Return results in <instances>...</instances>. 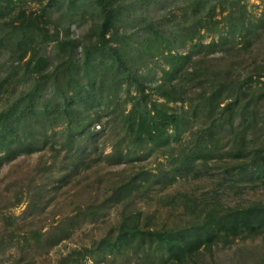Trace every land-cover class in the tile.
Instances as JSON below:
<instances>
[{
    "label": "rangeland",
    "instance_id": "1",
    "mask_svg": "<svg viewBox=\"0 0 264 264\" xmlns=\"http://www.w3.org/2000/svg\"><path fill=\"white\" fill-rule=\"evenodd\" d=\"M20 1L19 10L28 14H40L49 7L48 20L60 32L59 42L38 46L39 58L46 59L43 71L60 70L75 55L72 64L84 77L86 49L100 40V8L91 0L76 6L62 0L52 7L51 0ZM114 4L121 15L107 39H113L115 31L113 46L119 47L124 41L131 47L136 44L128 61L148 79L152 88L147 92L152 99H157L153 87L162 78V69L167 67L164 58L170 52L188 54L195 44L219 42L229 29L231 15L252 27L248 40L230 37L213 52L196 56L193 68L202 77L203 86H198V79L189 82L187 104L169 105L178 113L189 108L190 119L183 132L189 131L192 139L210 124L208 112L197 110V106H201L203 92H209L217 80L226 81L228 75L230 81H240L247 98L255 102L264 94V0H114ZM151 26L155 27L153 32L161 33V39L152 38ZM69 39L72 47L62 48L60 43ZM150 40L154 47L138 50ZM30 57L29 53L13 71L9 55L0 54V85L6 81L0 88V111L25 89ZM129 94L138 95L130 82L120 80L103 97L99 95L103 106L86 114L91 118L92 135L82 140L81 161L66 152L65 126L61 125L49 132L51 144L46 150L21 156L0 169V264H61L72 251L90 247L116 229L123 207L112 201L111 195L118 183L139 171L169 172V163L152 150L141 151L128 163L112 164L108 158L124 139L122 115L131 109ZM258 114L250 141L255 147H264V101ZM231 140V133L223 132L216 141V158L208 164L200 162L196 173L178 178L171 187L155 185L142 191L130 204V211L147 213L168 227H183L198 223L197 217L213 209L264 203V182L247 164L232 159L228 151ZM155 262L129 252L78 264ZM189 264H264V234L219 242L203 249Z\"/></svg>",
    "mask_w": 264,
    "mask_h": 264
},
{
    "label": "trees",
    "instance_id": "2",
    "mask_svg": "<svg viewBox=\"0 0 264 264\" xmlns=\"http://www.w3.org/2000/svg\"><path fill=\"white\" fill-rule=\"evenodd\" d=\"M53 1L49 6L62 0ZM67 1L76 6L83 0ZM91 1L100 8L103 21L100 40L86 49L83 77L77 66L72 64L75 55L70 64L65 63L60 70L43 71L46 59L39 58L38 46L43 48L60 40V32L48 20L49 7L40 14H28L19 10L20 0H0V54L5 52L9 55L13 71L31 54L26 62L28 81L25 89L0 111V169L21 156L46 150L51 144L49 132L61 125L65 126L62 134L68 143L66 152L73 153L77 161H81L82 140L92 135L91 118L86 114L103 106L101 99L98 100L99 95L104 96L112 86L119 85L120 80H126L138 95H128L127 103L131 109L122 115L124 139L114 146L108 158L112 164L128 163L141 151L152 150L159 156L161 154L169 163L170 170L161 169L159 173L139 171L118 183L111 195L112 201L123 207L116 229L90 247L72 251L61 264H78L84 260L129 252L153 259L155 264H189L203 249H211L219 242L264 234V203L223 211L213 209L197 217L198 223H188L183 227H168L147 213L130 211L129 208L142 191L155 185L171 187L178 178L196 173L200 162L208 164L216 158V141L226 131L232 135L228 149L232 159L247 164L264 182V147H255L250 141L264 94L260 93L255 102L247 98L240 81H230L228 75L226 81L224 78L217 80L209 92H203L201 106H197V110L203 108L208 112L210 124L198 132L196 139L189 137V131L184 129L183 132L190 119L189 108L178 113L169 106L187 104L185 96L189 93L186 90L189 82L198 79V86H203L202 77L193 68L196 56L203 51L213 52L230 37L248 40L252 27L245 25L243 18L236 19L231 15L228 17L229 29L219 42L195 44L188 54L170 52L164 58L167 67L162 69V78L153 87L157 99H152L151 93L147 92L152 88L148 79L128 61L129 52L136 44L131 47V43L124 41L119 47L113 46L111 43L117 39L115 31L114 38L107 39V34L115 30V23L121 15L120 8L114 0ZM151 28L153 32L155 27ZM152 38L161 39V33L153 32ZM132 39L129 38L130 41ZM194 39L193 36L190 38L191 41ZM154 44L153 40L145 41V46L138 50L154 47ZM60 46L72 47V41H63ZM260 78L258 75V80ZM5 84L6 81H2L0 88ZM50 90L52 95H47Z\"/></svg>",
    "mask_w": 264,
    "mask_h": 264
}]
</instances>
